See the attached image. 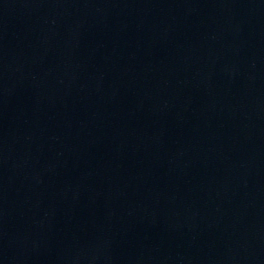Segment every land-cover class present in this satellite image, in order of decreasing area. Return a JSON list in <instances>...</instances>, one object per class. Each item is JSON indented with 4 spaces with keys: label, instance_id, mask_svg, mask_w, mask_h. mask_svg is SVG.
<instances>
[{
    "label": "water",
    "instance_id": "95a60500",
    "mask_svg": "<svg viewBox=\"0 0 264 264\" xmlns=\"http://www.w3.org/2000/svg\"><path fill=\"white\" fill-rule=\"evenodd\" d=\"M0 264H264V0H0Z\"/></svg>",
    "mask_w": 264,
    "mask_h": 264
}]
</instances>
